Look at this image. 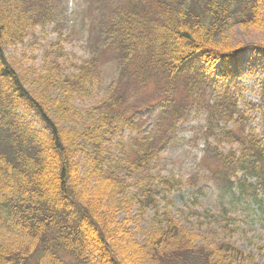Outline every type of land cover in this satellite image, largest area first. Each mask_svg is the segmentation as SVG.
I'll list each match as a JSON object with an SVG mask.
<instances>
[{"label": "trees", "instance_id": "trees-1", "mask_svg": "<svg viewBox=\"0 0 264 264\" xmlns=\"http://www.w3.org/2000/svg\"><path fill=\"white\" fill-rule=\"evenodd\" d=\"M62 1L0 0V264H260L229 240L199 244L168 209L179 181L156 178L152 165L212 91L201 160L236 203L264 216V77L260 104L251 105L257 134L243 128L234 91L237 55L253 45L231 36L237 27L264 37V0H86L89 58L60 80L46 68L29 89L7 49L36 28L57 30ZM256 45L264 49V39ZM106 65L113 77L100 87ZM95 87L104 90L101 103L75 126L73 99ZM154 109L151 132L107 154L108 135L139 128L141 111ZM210 139L237 149L222 153ZM147 211L138 244L126 226ZM230 212L221 204L218 217L232 238L239 226Z\"/></svg>", "mask_w": 264, "mask_h": 264}, {"label": "rangeland", "instance_id": "rangeland-1", "mask_svg": "<svg viewBox=\"0 0 264 264\" xmlns=\"http://www.w3.org/2000/svg\"><path fill=\"white\" fill-rule=\"evenodd\" d=\"M62 6V22L57 30L53 26L44 29L36 28L28 32L22 43L7 49L6 56L25 87L29 89H31V81L40 80L38 75L43 76V71L46 68L51 67L53 79L60 80L75 74L77 67L90 56L86 27L89 6L86 0H63ZM231 36L234 41L253 45L237 58L234 91L238 100V109L245 111L247 115V120L243 121L242 124L243 128L253 129L257 133L260 127L259 113L252 107L260 104V95L263 94L259 84L264 77V49L258 48L256 43H259V40L264 39V37L253 32H242L237 27ZM58 43L63 53L61 57L56 58ZM55 64H57V68H54ZM112 77L111 66H104L100 87H107ZM36 81L34 82L36 83ZM103 92L104 90L95 87L91 94L87 95L86 93L73 99L72 105L77 113L75 126L82 122L87 113L94 112L99 106ZM212 96L216 95L210 91L204 97H200L195 104L199 108L197 110L192 108L190 114L177 125L174 136L159 153L158 159L152 165V173L156 178H173L179 181V188L171 191L167 197L170 202L168 209L182 226L199 237V244L210 246L229 240L242 251H250L253 253L252 255L255 254L256 260L260 264H264V223L258 219L260 214L256 212L254 215V212L245 208L243 203H236V192H233V195L227 192L224 189L226 184L216 177H212L207 170V165L203 164L202 160L200 162L204 152L202 138L207 122L206 101L208 104H213ZM156 113L157 109L143 110L140 113L142 124L139 128L119 130L114 136L108 135L107 141L103 144L107 154L115 157L121 153L122 145H126L129 137L151 132ZM79 117L82 118L79 120ZM212 126L214 128L216 122L212 123ZM220 126L231 128V124L224 125L223 122L220 123ZM209 141L213 146L217 145L218 151L222 153L237 149L236 144L228 141L216 142V139ZM221 204H228V208L233 206L232 215L239 222L238 225L241 230L246 231V236L242 234L241 230H238L232 238L231 236L229 238L228 232L223 229V223L218 217ZM252 208L254 209V207ZM189 210L196 212L197 215L189 217ZM131 214L135 215L133 210ZM150 215L148 213L143 220L137 223L129 220L131 223L126 226L129 229V236L138 244L143 241ZM122 219H124V215L120 212L116 220L122 221ZM246 237H252V248H249ZM1 241L10 243L16 240L7 237ZM258 250L261 254L257 252Z\"/></svg>", "mask_w": 264, "mask_h": 264}]
</instances>
